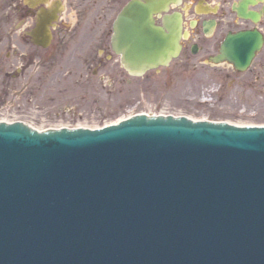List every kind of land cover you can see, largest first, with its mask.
I'll return each instance as SVG.
<instances>
[{"label":"water","instance_id":"1","mask_svg":"<svg viewBox=\"0 0 264 264\" xmlns=\"http://www.w3.org/2000/svg\"><path fill=\"white\" fill-rule=\"evenodd\" d=\"M178 1L131 0L117 16L131 73L176 55L180 17L165 15L166 33L154 14ZM251 1L238 11L257 20ZM263 41L229 33L213 60L246 70ZM211 121L0 122V264H264V127Z\"/></svg>","mask_w":264,"mask_h":264},{"label":"rangeland","instance_id":"2","mask_svg":"<svg viewBox=\"0 0 264 264\" xmlns=\"http://www.w3.org/2000/svg\"><path fill=\"white\" fill-rule=\"evenodd\" d=\"M78 1L87 8L84 14L87 24L81 29L84 37L47 56L48 60L43 62L47 67L55 63L50 68V81L22 89L14 80L16 87L5 93L0 91V121L21 120L37 129L96 128L132 114L149 112L235 124L264 123V50L245 72L236 71L228 63L212 65L195 61L184 65L176 60L160 71L133 77L115 54L102 63L95 62L97 57L106 59V54L112 52L111 25L120 0ZM232 1L216 0V3L227 2L224 8L229 11ZM20 6L21 0H0V21L12 35L13 45L24 50L27 48L21 40ZM83 11L77 7L79 18ZM8 16L10 20L4 21ZM69 17L71 24L72 13ZM104 36H107L105 46ZM89 45H93L90 52L86 48ZM103 49L106 52L102 53ZM37 60L38 56L33 67L30 65L21 74L22 84L29 82V75L36 71ZM8 67L22 70V64L18 63ZM53 70H58L56 75Z\"/></svg>","mask_w":264,"mask_h":264},{"label":"flooded vegetation","instance_id":"3","mask_svg":"<svg viewBox=\"0 0 264 264\" xmlns=\"http://www.w3.org/2000/svg\"><path fill=\"white\" fill-rule=\"evenodd\" d=\"M129 0H120L119 11ZM200 0H183L182 3L174 8L183 14V30L181 32V52L179 60L185 64L190 62L207 63V59H210L212 55L220 51L221 44L230 31H246L258 29L264 34V12L263 5L264 0H257L256 5L251 6L249 9L260 13V18L255 22L252 18H242L239 16L237 11L233 9L234 1H232L229 11L224 7L227 2H221L216 8V0H202L203 6L206 7L208 4L213 7H209L210 10L216 12L211 13H197L194 4ZM63 3V5H62ZM60 5V10L58 7ZM80 6L84 9L82 16L79 18L77 13V7ZM86 9L81 2L78 0H21V6L18 10L23 23L22 39L26 46H29L25 50H10L4 49L8 47V41L11 40L12 35L7 33L4 29V25L0 21V88H8L13 85V80L25 88L33 87L34 83H45L48 75L51 73V67L55 66V63L47 64L43 63L48 55L52 53H59V50L70 41L76 40L78 37L83 38L84 34L81 30L87 24ZM42 12L44 21L51 29L52 38L50 45L46 48L44 45H36L30 32L38 24L39 13ZM73 15V23L68 24L71 20L69 15ZM57 17V18H56ZM11 16H8L4 21L10 20ZM156 21L158 24H163V17L157 15ZM205 22H208V26L205 28ZM214 22V23H212ZM107 27L109 22L107 21ZM107 36H104L102 40L103 46L106 44ZM93 45L86 46L88 52L91 51ZM106 52V49L102 50ZM100 55L101 52H98ZM97 54V53H95ZM38 56V66L35 69L33 75H29V82L25 81L22 84L21 74L30 65L33 67L35 63V57ZM96 58V56H93ZM113 56L106 54V59L97 57L95 62L102 63L107 59H111ZM15 58V61L12 60ZM13 63L14 66L22 64V70L18 72V69H12L8 67L9 64ZM8 67V68H7ZM58 70H53L52 73L57 74ZM21 79V80H20Z\"/></svg>","mask_w":264,"mask_h":264}]
</instances>
